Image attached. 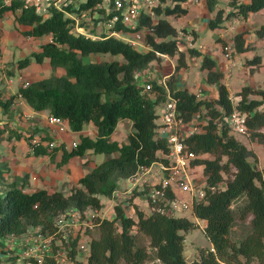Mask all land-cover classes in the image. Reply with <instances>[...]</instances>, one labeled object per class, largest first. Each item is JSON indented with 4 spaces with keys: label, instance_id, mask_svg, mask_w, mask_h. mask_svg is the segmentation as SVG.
I'll return each mask as SVG.
<instances>
[{
    "label": "trees",
    "instance_id": "obj_1",
    "mask_svg": "<svg viewBox=\"0 0 264 264\" xmlns=\"http://www.w3.org/2000/svg\"><path fill=\"white\" fill-rule=\"evenodd\" d=\"M186 1L157 0L153 7L155 22L150 16L141 15L140 23L152 27V34H145L148 47L140 51L106 33L92 37L73 32L69 25L72 18L54 7H49L43 15L34 6L25 7L20 0H0V16L9 11L15 23L25 26L24 35L49 39L29 55L17 59L16 66L23 68L30 62L46 60L50 70L49 75L20 85L7 97L0 90V141L5 131L1 114L7 113L18 97L33 110H47L49 115L60 117L72 131H80L85 123L94 128L93 137L80 133L78 143L69 150L61 142L52 148L40 145L34 155H47L53 160L60 150L57 166L87 151L106 156L79 177V186L72 187L66 195L60 190L44 188L27 191V174L10 178L9 165L0 157V245L3 237L21 235L32 226L53 231L54 216L70 206L81 210L100 209L101 196L111 197L120 179L134 173L139 166L156 161L158 152L167 151L166 140L156 135V118L158 108L169 95L176 100L178 116L185 122L196 120L199 128L184 141L197 155L191 165L199 168L204 176V196L194 202L192 214L205 221L202 230L211 248H199V257L187 261L183 232L198 224L184 216L154 209L145 214L132 204L131 197L126 205L124 200L113 205L111 218L97 219L98 235L91 237L87 259L79 264H147L151 254L137 234L149 239L153 258L162 264H264V168L259 169L250 161L255 152L235 138L229 120L231 113L237 112L243 117L248 141L264 146V89L243 84L233 92V100L223 82V71L213 57L193 46L179 48V30L169 18L160 15H185L187 9L183 3ZM100 2L84 0L78 6L71 3L66 9L73 13L86 10L104 13V8L97 7ZM226 2L229 10L225 13L223 7L217 8L207 20L208 28L221 27L228 19L244 18L249 12L264 9V0ZM205 3L211 10L217 0H205ZM105 17L100 20L104 21ZM120 27L126 29L121 24L115 29ZM253 33L256 39H263L264 23ZM247 35V30H239L231 36L235 53L245 54L253 48ZM96 53L121 59L90 60V55ZM164 54L175 59L173 73L164 83L151 79V86L146 89L137 82L138 72L145 71ZM189 57H200L199 68L204 72L202 83L215 85L214 97H197L187 86L176 85L178 73L188 66ZM246 61L250 72L264 65L257 54ZM58 68L64 72L54 73ZM121 120L130 121L133 128L122 143L112 138ZM39 138L44 142L53 141V136L45 130ZM128 205L133 207L135 217L127 213ZM148 205L153 207L151 203ZM249 216L248 232L240 240H233L230 231L235 220L244 221Z\"/></svg>",
    "mask_w": 264,
    "mask_h": 264
},
{
    "label": "built area",
    "instance_id": "obj_2",
    "mask_svg": "<svg viewBox=\"0 0 264 264\" xmlns=\"http://www.w3.org/2000/svg\"><path fill=\"white\" fill-rule=\"evenodd\" d=\"M20 1L25 7L34 6L36 12L43 15L49 7L59 9L72 18L69 25L73 29H78L75 13L66 9L69 4L73 3V0ZM157 3V0H101L97 7L105 9V12L101 13L102 17L106 16L103 21L106 34L143 51L148 47L144 36L146 33L152 34V27L141 24L140 18L142 14H146L155 22L157 16L153 7ZM118 24L126 29L123 27L115 29ZM230 29H233L232 25ZM1 45L0 41V52ZM233 52L232 42L226 41L222 46L225 68L232 64ZM149 75L148 72L145 77H142L138 72L137 76V82L146 89L151 86ZM19 79L22 82L21 76ZM159 81L166 82L165 79ZM27 83L25 80L22 85ZM196 96L198 97L199 94ZM157 115L156 135L166 140L167 151L158 152L156 161L149 166H139L134 173L124 178L120 189L123 187V192L128 197V194L135 188L140 190L147 188L142 196L147 205L149 203L153 205V207L148 205L150 210L175 215L177 212L186 210L192 213L194 202L204 196V176L197 167L191 165V161L197 158V155L188 149L184 139L188 134L198 131L199 128L196 120L185 122L178 116L176 100L169 95L157 111ZM26 117L28 118V115H24V118ZM229 120L235 133H244L245 127L241 115L233 112ZM47 121L52 126L50 134L68 131L67 124L60 117L49 115ZM39 135L40 133L28 140V152L33 154L36 147L40 145H46L48 148L56 145L54 141L40 140ZM77 143L78 140H72L70 144L64 143V148L69 150ZM199 172L203 177L202 183ZM100 210L92 207L81 210L70 206L54 216L53 231L42 230L41 226H32L21 235L3 237L0 245V264H79V262H85L89 254L90 230L98 224L97 219L105 218Z\"/></svg>",
    "mask_w": 264,
    "mask_h": 264
},
{
    "label": "crops",
    "instance_id": "obj_3",
    "mask_svg": "<svg viewBox=\"0 0 264 264\" xmlns=\"http://www.w3.org/2000/svg\"><path fill=\"white\" fill-rule=\"evenodd\" d=\"M225 0H217V3L214 5L213 9L209 10L205 3V0H199V2H195L193 0H188L184 3V7L187 9L185 15L181 16L183 23H180V26L183 27L185 25H189V28H184L186 31H195L193 42L191 41V45L200 52L204 54H208L213 57L217 62V67L223 71L224 77L223 82L226 84L227 88L232 91H236L241 85L251 83L253 78L249 80H245L240 77L238 74L242 72L240 66H243V60L246 58L252 57V55L257 54L261 56L262 62L264 64V54L262 51L264 50V38L256 39L253 30H255L259 25L264 23V9H261L257 12H249L244 18H232L223 22L221 27H217L214 29H210L207 27V20L212 18L215 14V11L219 7H223L225 13L229 10V6L227 2H223ZM246 1V0H245ZM223 2V3H222ZM236 24V25H235ZM233 26V29H230V26ZM192 29V30H191ZM239 30H247L248 31V40L251 41V44L254 45L250 51L245 54H238L233 52V61L232 64L225 68L223 65L225 64V60L222 54V45L226 41H230V38L233 34H235ZM206 31H209L207 33ZM253 35V36H252ZM34 38V37H33ZM204 38L206 41L204 42ZM36 39V38H35ZM47 40H49L47 38ZM45 40V41H47ZM43 41V42H45ZM42 42V43H43ZM223 42V43H222ZM9 58V56H0V67H4L5 61ZM22 58V57H21ZM191 60V61H190ZM16 62V61H15ZM3 64V65H2ZM200 57H189L188 58V66L185 67V71L182 72V69L179 71V77H190V74L193 78L195 76L196 71H188V67L192 66L191 69L196 68L199 69L201 76L203 77L204 72L199 68ZM31 68L30 76L23 77V73L21 72L22 82L23 81H31L35 79V75L33 72H37L42 67H47L46 70L49 72V66L46 60L42 63L31 62L29 65ZM248 70V66H246ZM264 69V65L259 67L258 70ZM249 71V70H248ZM14 72V70H13ZM12 72V74H13ZM182 72V74H181ZM258 73V72H257ZM248 74V72H247ZM182 75V76H181ZM11 75H3L0 76V90L2 94L7 97L11 94H14L17 88L21 85V80H19L17 84V88L13 90L9 85L11 84ZM245 77V76H244ZM202 81V80H201ZM178 86H187L181 83H177ZM202 85L203 87V96L204 97H214L216 94L215 85ZM231 92V91H230ZM24 115H28V118H24ZM49 113L47 110L36 111L30 108L24 101L20 98L16 97L14 99V103L10 107V110L1 114L2 122L5 123V131L3 133L2 139L0 141V157L5 160L9 165L8 176L10 178L12 176H22L27 174L28 176V184L31 188L37 186H43L44 189H52L57 188L58 184H63L64 182H69L73 179H77L81 176L74 177V174L80 172V168L72 167V164L75 161H85L90 156L86 152L81 157H72L67 163L57 166L56 162L60 159V150L55 154L54 159L50 160L47 155H34L28 152V140L43 130L50 132L52 126L48 124L47 117ZM66 123V122H65ZM67 124V123H66ZM90 127L91 129H88ZM67 129H69L67 124ZM89 130V131H87ZM73 133H77L76 138H69L68 131L65 133H52L55 144H59L64 142L66 144H70L72 140H78L79 134H89L90 136H94V128L90 123H85L80 131H72ZM51 133V132H50ZM235 135H237L235 133ZM244 134H238L239 137L242 138ZM238 137V138H239ZM78 138V139H77ZM243 143H247V137L240 139ZM101 160H103L106 156L102 155ZM91 168L90 164H85L82 166V172H87ZM73 171V172H71ZM71 176V177H70ZM66 178L68 180H66ZM33 182V186H31L30 182ZM74 182V181H72ZM119 183H124V179L118 181ZM121 184V186H122ZM49 187V188H48ZM48 190V191H50ZM56 190V189H55ZM205 221L203 220V225Z\"/></svg>",
    "mask_w": 264,
    "mask_h": 264
},
{
    "label": "rangeland",
    "instance_id": "obj_4",
    "mask_svg": "<svg viewBox=\"0 0 264 264\" xmlns=\"http://www.w3.org/2000/svg\"><path fill=\"white\" fill-rule=\"evenodd\" d=\"M8 1V0H7ZM80 1H84V0H73V4L75 6H78V2ZM194 1V0H193ZM199 2V0H198ZM223 2H226L223 1ZM222 2V3H223ZM169 3V2H167ZM75 17H77V26L78 29L76 30L72 28L73 32L75 33H82L84 35H88V36H92V37H97L100 36L102 33H106V27L103 24V20H100L102 17V13L101 11H81V12H75L74 14ZM101 16V17H100ZM160 17H164V18H169L170 23L175 26V28L177 30H179L178 32V46L181 50H185L189 45H191V41L194 37V33H192V31H186L184 28H189V25H185L183 27L180 26V23H183L182 18L179 17H175V16H163L162 14L160 15ZM236 25V24H235ZM25 26H20L17 23L14 22V16L11 12H6L4 14H2L0 16V41L2 43L1 45V55L0 56H9V58L5 61L4 63V67H0V76L3 75H11V84L9 85L11 88H13V90H15L17 88V84L19 82V77L21 76V72L23 73V77L26 76H30L31 73V68L29 65H31V62L29 63L28 66L23 67V68H18L15 64V61L21 57L27 56L31 53L32 50H36L38 49V46L45 40H47L48 36H42V37H30V36H26L22 33V31L24 30ZM182 29H184V31H182ZM192 30V29H191ZM195 32V31H193ZM207 33H209V31H206ZM253 36V35H252ZM36 38V39H35ZM248 38V37H247ZM204 42L206 41V38H204L203 40ZM251 42V41H250ZM264 45V44H263ZM252 47L254 48V45H252ZM264 47V46H263ZM262 53L264 54V50L262 51ZM163 56V57H162ZM166 56V57H164ZM168 55H161L159 60H155L153 61L148 68L143 71L141 73L142 77H145L148 72L150 73L149 77L150 79H154V80H161V79H165L168 80L169 76L171 73H173L174 71V66H175V59L171 58L170 56L167 57ZM253 56V55H252ZM112 59H121L119 56H113L110 54H106V53H96V54H91L90 55V60L92 61H104V60H112ZM191 61V60H190ZM246 59L245 61L243 60V66H240V68L242 69V72H239V76L244 78L245 80H249L250 78H253V81L251 83H246L249 84L250 86L254 87V88H263L264 89V69H260L257 70L255 72H250L246 69ZM3 65V64H2ZM192 66L188 67V71H196L195 72V76H191L190 77H185L183 74V77H177V81H176V85L177 83H181L184 85H187L188 89L191 90L192 92H194L196 95L199 94L198 97H204L203 96V87L202 85H200V83L202 84V76L201 73L199 72V69L196 68L194 66L193 69H191ZM46 68H44V71L42 69V67L39 69L38 71V75L37 72L35 75V79L42 77V76H46L50 74V70L48 72V70H46ZM14 70V72H13ZM148 71V72H147ZM185 69H182V72H184ZM11 72V73H9ZM13 72V74H12ZM64 72V70L62 68H58L56 69V71L54 73L57 74H62ZM181 72V74H182ZM248 72V74H247ZM258 72V73H257ZM33 75V74H32ZM182 76V75H181ZM245 76V77H244ZM231 92V98L233 100H235L234 97V91L230 90ZM208 98V97H205ZM160 109V108H158ZM88 129H91L90 127H87ZM132 126L130 121L127 120H121L117 123L116 125V129L112 135L113 139H116L118 142H125L126 141V137L127 135L132 131ZM264 130V128H263ZM89 131V130H87ZM75 132V131H74ZM237 135H235L234 132V136L236 139L239 140L243 139L245 137H247V134L245 133H236ZM238 134H244L241 137L238 136ZM68 135L70 136L69 138H76L77 133H73L70 130H68ZM239 137V138H238ZM78 139V138H77ZM248 139V138H247ZM54 141V139H53ZM55 142V141H54ZM246 145L251 148L254 152H255V157L254 158H250V161H253L256 166L259 169H263L264 168V146L261 144H258L257 142H251V141H247ZM88 152V151H87ZM87 155H91L88 159H86L85 161H75L72 164V167H77L80 168V172L77 173V175L74 174V177H78V176H82L85 172H82L83 170L81 169L83 165L85 164H90L91 167H93V165L95 163H98L101 161V156L104 154H93V153H87ZM198 170H200L199 168H197ZM73 172V171H71ZM200 173V172H199ZM201 175V173H200ZM71 177V176H70ZM201 183L203 182L202 180V175L199 176ZM66 180H68L66 178ZM77 179H73L71 181H67L64 182L63 184H58L57 188H55L56 190H60L62 191V193H64L65 195L68 194L71 190L72 187L75 186H79L77 183ZM122 179H120L119 181H121ZM74 181V182H72ZM31 184V186H33V182L29 181ZM122 183L118 182L116 191L113 192L112 196L107 198L104 196H101V202H102V206H101V214L104 215L105 218H111L114 214L113 212V205L115 203L120 202V200H124V204L126 205L128 202L126 201L127 199L132 197V204H136L137 207L139 209H141L145 214H148V212L150 211L149 206L146 204V202L143 200V196L142 194H138L137 192L140 190L138 188H135L134 190H132L130 192V194H128L129 196L127 197L126 193L123 192V187H121ZM37 188H44L43 186H37ZM36 187L31 188L29 185L25 186V189L27 191H31L34 189H37ZM49 188V187H48ZM54 188H52L50 191L55 190ZM127 209V213L129 215H132L133 217H135V213L133 211V207L128 205L126 207ZM177 215L180 216H184L186 218H188L189 220L195 222L196 224H198L197 227L187 231V232H183L184 234V256L185 259L187 261H191L192 259H197L198 256V251L199 248H211V244L210 241L207 239V237L205 236L202 227L205 225H203V220L201 219H196L193 214L191 213L190 210H186L183 212H177ZM250 216L247 217L244 221L235 220L234 225L231 228L230 231V237L233 240H240L249 230V225H248V220H249ZM89 235L92 236H97L98 235V230L97 227L94 226L91 230ZM137 238L139 239L140 243L143 244L144 246H146L147 250L150 252L151 257L149 259V261L147 262V264H162L160 263L158 260L154 259L152 254L153 251L152 249L148 246L149 243V239L142 235V234H137ZM3 260V259H2Z\"/></svg>",
    "mask_w": 264,
    "mask_h": 264
},
{
    "label": "clouds",
    "instance_id": "obj_5",
    "mask_svg": "<svg viewBox=\"0 0 264 264\" xmlns=\"http://www.w3.org/2000/svg\"><path fill=\"white\" fill-rule=\"evenodd\" d=\"M187 1H188V0H187ZM187 1H186V2H187ZM197 2H198V1H197ZM183 4H184V3H183ZM81 34H82V33H81ZM162 57H163V56H162ZM168 57H169V56H168ZM21 85H22V83H21ZM161 106H162V105H161ZM161 106H160V107H161ZM160 107H159V108H160ZM158 110H159V109H158Z\"/></svg>",
    "mask_w": 264,
    "mask_h": 264
}]
</instances>
